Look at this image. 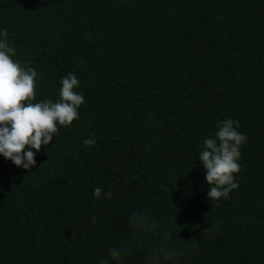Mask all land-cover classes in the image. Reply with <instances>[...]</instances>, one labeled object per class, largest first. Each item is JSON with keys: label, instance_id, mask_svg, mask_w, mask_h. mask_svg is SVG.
<instances>
[{"label": "trees", "instance_id": "trees-1", "mask_svg": "<svg viewBox=\"0 0 264 264\" xmlns=\"http://www.w3.org/2000/svg\"><path fill=\"white\" fill-rule=\"evenodd\" d=\"M0 27L33 102L70 72L84 97L31 169L0 156V264H264V0H0ZM226 118L247 143L212 201L198 152Z\"/></svg>", "mask_w": 264, "mask_h": 264}, {"label": "clouds", "instance_id": "clouds-1", "mask_svg": "<svg viewBox=\"0 0 264 264\" xmlns=\"http://www.w3.org/2000/svg\"><path fill=\"white\" fill-rule=\"evenodd\" d=\"M15 53L7 29L0 27V156L17 167L31 169L36 163V152L52 141L58 126L66 127L79 118L78 109L84 97L75 90L79 81L70 72L59 78L58 99L33 102L38 72L27 62L22 64L14 59ZM238 127L234 119L218 120L215 132L200 143L197 159L204 169L208 200L228 199L229 193L238 187L234 173L240 167V146L247 143L246 135L237 131ZM82 144L92 146L95 139L84 138ZM101 195L100 187L93 189L94 198ZM103 196L109 198L111 193L103 192ZM120 258V248L112 246L107 259L100 264H120Z\"/></svg>", "mask_w": 264, "mask_h": 264}]
</instances>
